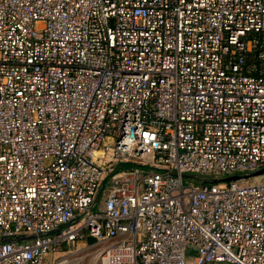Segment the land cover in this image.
Returning a JSON list of instances; mask_svg holds the SVG:
<instances>
[{"label":"built area","instance_id":"1","mask_svg":"<svg viewBox=\"0 0 264 264\" xmlns=\"http://www.w3.org/2000/svg\"><path fill=\"white\" fill-rule=\"evenodd\" d=\"M0 264H264V0H0Z\"/></svg>","mask_w":264,"mask_h":264},{"label":"water","instance_id":"2","mask_svg":"<svg viewBox=\"0 0 264 264\" xmlns=\"http://www.w3.org/2000/svg\"><path fill=\"white\" fill-rule=\"evenodd\" d=\"M239 177H227L226 179H223V181L229 182V181H233V180H238ZM88 242L91 243L93 242V239L89 238Z\"/></svg>","mask_w":264,"mask_h":264},{"label":"trees","instance_id":"3","mask_svg":"<svg viewBox=\"0 0 264 264\" xmlns=\"http://www.w3.org/2000/svg\"><path fill=\"white\" fill-rule=\"evenodd\" d=\"M124 167V166H123Z\"/></svg>","mask_w":264,"mask_h":264}]
</instances>
